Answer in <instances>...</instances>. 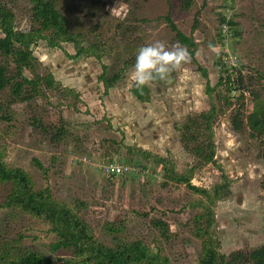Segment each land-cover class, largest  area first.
I'll return each mask as SVG.
<instances>
[{
    "label": "rangeland",
    "instance_id": "rangeland-1",
    "mask_svg": "<svg viewBox=\"0 0 264 264\" xmlns=\"http://www.w3.org/2000/svg\"><path fill=\"white\" fill-rule=\"evenodd\" d=\"M60 1L72 28L84 31L89 42H106L107 54L101 62L95 57L76 58L73 44L58 49L39 41L34 46L41 71L51 70L80 97L71 96L70 104L63 106L37 99L48 111L54 129L51 137L30 125L26 104L15 105L18 120L0 124V145L7 149L8 164L28 171L37 188L49 187L60 202L72 207L90 225L99 240L113 245L116 237L142 240L153 252L167 256L171 264H199L202 244L191 226L199 210L191 204L196 196L184 184H165L161 166L137 149L171 155L178 170L195 165L176 125L189 114L210 108L207 81L215 86L220 77L217 63H225L236 82L231 95L245 93V107L241 109L235 100L237 103L221 114L215 125L217 160L234 180L233 196L216 208L220 251L229 255L264 245V144L252 138L248 129L237 132L231 125L233 109L247 114L264 108V0H192L188 9L184 0ZM169 12L189 35L196 25V58L207 68L209 77H204L192 60L182 71L173 73L170 82L152 84V100L141 102L132 92L134 82L129 73L133 65L129 66L127 60L136 56L140 47L155 41L169 46L178 42L164 19ZM229 20L237 24L233 26ZM17 22L21 29L31 26L23 4ZM209 42L216 45L215 53L209 49ZM103 63L109 65L111 75L122 72L121 80L108 93L100 79ZM240 73L246 88L238 90ZM221 89L227 91L224 86ZM251 89L260 92L259 100ZM61 127L65 131L62 138L55 132ZM113 162L139 166L141 172L108 175L102 166ZM220 179L218 167L208 164L194 172L192 181L212 189ZM8 191L9 185L0 183V203ZM155 220L170 226L169 238L155 227ZM21 236L24 239L19 241ZM5 239L18 240L20 245L35 248L59 264H80L70 261L69 251L50 249L54 237L47 227L1 207L0 243ZM65 259L69 261L65 263Z\"/></svg>",
    "mask_w": 264,
    "mask_h": 264
},
{
    "label": "trees",
    "instance_id": "trees-1",
    "mask_svg": "<svg viewBox=\"0 0 264 264\" xmlns=\"http://www.w3.org/2000/svg\"><path fill=\"white\" fill-rule=\"evenodd\" d=\"M60 0H0V124L6 125L19 118V112L14 107L17 104H26L29 108V123L37 129L44 131L51 137L54 129L49 123L48 111L37 103L42 98L47 104L63 106L70 104V97L79 99L80 94L73 88L65 86L50 70L41 71V61L34 53V46L39 41H45L51 48L64 49L65 45L73 44L76 58L80 56L95 57L103 60L107 54L106 42H89L84 31H75L71 20L62 11ZM26 6L31 26L29 29L18 27L20 5ZM192 0H184L185 9L190 8ZM164 19L172 31L175 32L177 41L187 46L193 54V61L197 63L204 77L209 74L206 67L201 65L196 53L198 43L194 32L196 25L189 35L181 30L167 13ZM146 20V19H144ZM222 22H226L223 18ZM236 25L233 20L228 21ZM135 57L127 60L129 66L134 65ZM220 66L219 81L215 86L208 79L206 93L209 97L210 108L201 112L189 114L185 120L176 125L180 134L183 147L193 155L196 164L178 170L177 164L171 155L162 156L145 149H137L153 157L156 164L161 166L165 184H184L196 196L192 205L198 208V213L192 219L193 234L200 239L202 255L199 264H264V245L256 247L249 252L241 250L226 255L220 251V238L217 234V211L219 202L229 199L234 194V180L226 173L217 160V144L215 139V125L221 114L231 109L237 102L242 109L245 107V93L238 97L231 95L235 90L233 72L229 65L218 62ZM103 73L100 79L109 92L122 78V72L110 74L109 65L103 63ZM237 89L246 88L243 84L242 74H239ZM155 84H162L155 82ZM222 86L226 92L222 91ZM134 96L141 102L152 100V89L146 87L143 93L132 88ZM255 99L259 100L261 94L251 89ZM56 100V101H54ZM235 100L237 101L235 103ZM73 105V103H72ZM232 110L231 125L237 132L249 130L252 138L263 141L264 144V108L243 113ZM12 124L9 125L11 127ZM63 127L55 131L56 136L63 137ZM62 136V137H61ZM131 148V147H130ZM262 151V150H261ZM264 151V150H263ZM264 156V153L262 154ZM135 164H139L136 160ZM213 164L221 171V179L212 189L194 183V172L205 165ZM37 165L46 171L41 162ZM0 183L9 185L5 200L0 203V208L5 207L29 216L47 227V232L53 235L50 249L53 252L69 251L72 254L70 261L80 264H171L170 259L160 251H154L142 240H124L116 237L115 243L107 244L99 240L90 225L81 218L72 207L60 202L49 187L37 188L35 181L28 171L22 167L10 166L7 162V149L0 145ZM155 227L160 233L169 238L170 226L155 220ZM112 231H118L110 227ZM21 236L19 241H22ZM69 260L65 259V263ZM0 264H59L57 260L25 245H20L18 240L8 242L6 239L0 243Z\"/></svg>",
    "mask_w": 264,
    "mask_h": 264
},
{
    "label": "clouds",
    "instance_id": "clouds-1",
    "mask_svg": "<svg viewBox=\"0 0 264 264\" xmlns=\"http://www.w3.org/2000/svg\"><path fill=\"white\" fill-rule=\"evenodd\" d=\"M208 47L216 52V45L209 42ZM196 56H199V52ZM192 60L193 54L187 46L179 42L169 46L158 40L138 49L129 75L137 91L143 93L146 87H150L155 82H170L173 73L182 71Z\"/></svg>",
    "mask_w": 264,
    "mask_h": 264
},
{
    "label": "built area",
    "instance_id": "built-area-1",
    "mask_svg": "<svg viewBox=\"0 0 264 264\" xmlns=\"http://www.w3.org/2000/svg\"><path fill=\"white\" fill-rule=\"evenodd\" d=\"M102 170L108 175L139 174L140 168L132 164L106 163L103 164Z\"/></svg>",
    "mask_w": 264,
    "mask_h": 264
}]
</instances>
